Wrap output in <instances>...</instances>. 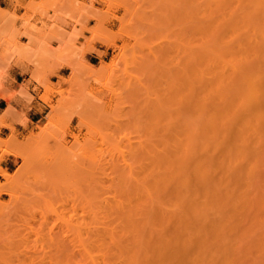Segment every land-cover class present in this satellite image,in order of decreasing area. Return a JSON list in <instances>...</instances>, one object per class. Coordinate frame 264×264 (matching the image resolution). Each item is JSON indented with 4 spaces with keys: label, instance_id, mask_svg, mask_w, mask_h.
<instances>
[{
    "label": "bare ground",
    "instance_id": "bare-ground-1",
    "mask_svg": "<svg viewBox=\"0 0 264 264\" xmlns=\"http://www.w3.org/2000/svg\"><path fill=\"white\" fill-rule=\"evenodd\" d=\"M172 4L176 59L163 47L156 59L176 99L173 120L142 142L139 158L136 149L121 156L134 162L136 200L118 169L130 189L119 184L118 195L115 179L113 199L87 204L77 264H264V0ZM35 40L28 31L6 39L18 47L0 54V82L10 52Z\"/></svg>",
    "mask_w": 264,
    "mask_h": 264
},
{
    "label": "rangeland",
    "instance_id": "rangeland-1",
    "mask_svg": "<svg viewBox=\"0 0 264 264\" xmlns=\"http://www.w3.org/2000/svg\"><path fill=\"white\" fill-rule=\"evenodd\" d=\"M172 3L9 0L0 4V35L4 32L0 54L5 47H18L6 39L19 31L36 36L27 51L19 52L24 49L19 47L10 52L6 63L12 58L28 62L41 86L44 76L54 81H47L39 95L47 110L33 129L19 139L11 135L0 140V162L7 155L17 159L12 171L0 168V264H77L75 235L79 221L87 217V204L97 197L113 199L116 195L107 194L116 187L121 190V179L131 188L129 199L138 191L135 184L141 187L138 179L130 180L137 175L135 169L128 174L134 162L127 168L122 157H132L136 149L139 158L142 142L156 140L161 121H172L177 108L170 78L165 72L168 80H164L156 59L163 48L173 62L176 59L177 13ZM20 38L15 43L20 45ZM103 65L107 68L100 71ZM61 66L67 67L65 76L56 74ZM112 170H122L124 176L117 172L118 180ZM118 190V195L124 191Z\"/></svg>",
    "mask_w": 264,
    "mask_h": 264
},
{
    "label": "crops",
    "instance_id": "crops-1",
    "mask_svg": "<svg viewBox=\"0 0 264 264\" xmlns=\"http://www.w3.org/2000/svg\"><path fill=\"white\" fill-rule=\"evenodd\" d=\"M8 1L0 0V4ZM27 1L18 0L20 4ZM26 43V38H20L21 45ZM43 45L47 46L45 42ZM96 49L105 51L100 45H96ZM90 56L93 57V55ZM6 67L0 82V140H5L11 135L19 139L33 129L47 110L46 105L39 98L40 93L43 92V86H46L47 81L54 82L52 77L44 76V85H39L31 75L33 67L28 62H20L17 58L10 59ZM66 71L67 67L61 66L56 70V74L65 76ZM16 163L17 159L14 156L7 155L1 160L0 168L12 171Z\"/></svg>",
    "mask_w": 264,
    "mask_h": 264
}]
</instances>
